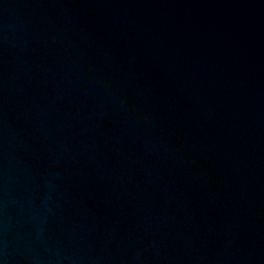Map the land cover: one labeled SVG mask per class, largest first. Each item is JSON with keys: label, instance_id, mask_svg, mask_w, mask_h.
<instances>
[{"label": "water", "instance_id": "95a60500", "mask_svg": "<svg viewBox=\"0 0 264 264\" xmlns=\"http://www.w3.org/2000/svg\"><path fill=\"white\" fill-rule=\"evenodd\" d=\"M0 264H264V0H0Z\"/></svg>", "mask_w": 264, "mask_h": 264}]
</instances>
